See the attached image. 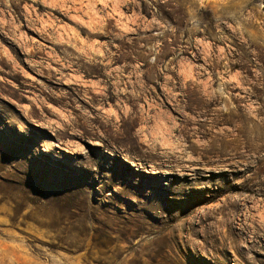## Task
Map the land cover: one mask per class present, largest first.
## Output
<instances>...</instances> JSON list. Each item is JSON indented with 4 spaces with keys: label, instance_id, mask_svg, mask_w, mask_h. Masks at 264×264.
<instances>
[{
    "label": "rangeland",
    "instance_id": "obj_1",
    "mask_svg": "<svg viewBox=\"0 0 264 264\" xmlns=\"http://www.w3.org/2000/svg\"><path fill=\"white\" fill-rule=\"evenodd\" d=\"M262 6L0 0V264H264Z\"/></svg>",
    "mask_w": 264,
    "mask_h": 264
},
{
    "label": "clouds",
    "instance_id": "obj_2",
    "mask_svg": "<svg viewBox=\"0 0 264 264\" xmlns=\"http://www.w3.org/2000/svg\"><path fill=\"white\" fill-rule=\"evenodd\" d=\"M198 2H199V4H200L201 6H204V4H205V0H198ZM224 2L227 3V0H224ZM262 7H264V6H262ZM228 27L231 28L232 25L229 24ZM128 30H129V29L125 28V31H128ZM158 35H159V33H158ZM96 43H99V42L97 41ZM198 43H202V42L198 41ZM219 52L223 53V52H224V49H223V48H220V49H219ZM99 55L103 56L104 53H103V52H100ZM237 75H239V74L237 73ZM221 92H222V89H221Z\"/></svg>",
    "mask_w": 264,
    "mask_h": 264
},
{
    "label": "snow or ice",
    "instance_id": "obj_3",
    "mask_svg": "<svg viewBox=\"0 0 264 264\" xmlns=\"http://www.w3.org/2000/svg\"><path fill=\"white\" fill-rule=\"evenodd\" d=\"M101 2H103V0H101Z\"/></svg>",
    "mask_w": 264,
    "mask_h": 264
}]
</instances>
